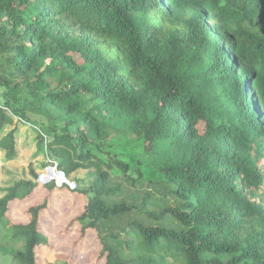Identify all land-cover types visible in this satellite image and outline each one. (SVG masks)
<instances>
[{
    "label": "trees",
    "instance_id": "trees-1",
    "mask_svg": "<svg viewBox=\"0 0 264 264\" xmlns=\"http://www.w3.org/2000/svg\"><path fill=\"white\" fill-rule=\"evenodd\" d=\"M0 49L4 161L33 147L29 161L86 173L87 188L58 190L86 199L67 227L95 236L99 261L264 264V0H0ZM109 129L133 134L161 179L113 158ZM50 162L0 188V264H39L51 247L46 198L11 216L37 186L57 189L34 183Z\"/></svg>",
    "mask_w": 264,
    "mask_h": 264
},
{
    "label": "rangeland",
    "instance_id": "rangeland-1",
    "mask_svg": "<svg viewBox=\"0 0 264 264\" xmlns=\"http://www.w3.org/2000/svg\"><path fill=\"white\" fill-rule=\"evenodd\" d=\"M9 56V51H3L0 49V77H5L8 80L11 79L8 73V70L11 67L8 63ZM45 80L50 84L51 88H57L59 86L58 76L56 75H48L45 77ZM27 96L28 93L22 88L15 90V92L10 94L8 98L10 100L17 98L25 99ZM3 104V89L0 87V107L3 106ZM5 110L8 114L11 113L10 109ZM25 113L28 117L26 125L33 128L37 127L46 134L40 126L32 124V121L46 123L45 117L31 111H26ZM13 121L14 125L16 122L23 124V121L21 122L19 118H15ZM9 129H11V127H8L7 130ZM45 136L47 137L48 134ZM33 140L36 141L37 138L33 137L32 141ZM107 144L110 155L113 158L123 161L131 167L130 174L132 176H135L134 169L139 167L143 170L146 180L150 179L156 181L161 179L160 175L149 165V160L143 152L142 144L133 134L127 131L109 129ZM33 152V147H30L29 149L20 148L18 150L19 155L16 159L5 162L4 155L2 151H0L1 189L10 186L12 183L19 180L30 178L27 172L28 162L32 161L37 169H39L44 163L49 162L47 157H34V160L31 159L29 161L27 158H31L34 154ZM96 154L108 161L104 155H101L98 152H96ZM43 170H38V174ZM111 174L116 178L119 172L117 169H113ZM70 180L76 184L77 189L87 188L91 182L90 178L87 177L84 171L75 172L70 176ZM57 190L58 188L48 192L45 188L37 186L34 190L33 198L28 201H16L11 205V216L13 219L17 222L24 223L27 221L25 210L28 206L41 203L43 198L47 199V210L41 214L40 230L48 236L51 247L46 248L41 246L36 250L37 262L39 264H49L54 262L57 256L62 255L69 257L72 264H103L102 261L97 259L99 245L95 236L92 233L87 232L85 237L80 239L78 224L67 227L68 223L81 213L83 206L86 203V199L82 195L72 193L67 189Z\"/></svg>",
    "mask_w": 264,
    "mask_h": 264
},
{
    "label": "built area",
    "instance_id": "built-area-1",
    "mask_svg": "<svg viewBox=\"0 0 264 264\" xmlns=\"http://www.w3.org/2000/svg\"><path fill=\"white\" fill-rule=\"evenodd\" d=\"M34 182L38 185L54 183L57 188L66 187L71 191L77 188L74 182L67 179L65 175L57 169V164L54 162H50V164L37 175Z\"/></svg>",
    "mask_w": 264,
    "mask_h": 264
}]
</instances>
